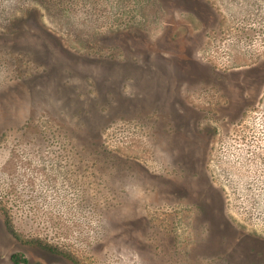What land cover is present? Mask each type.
<instances>
[{
  "label": "rangeland",
  "instance_id": "374dc122",
  "mask_svg": "<svg viewBox=\"0 0 264 264\" xmlns=\"http://www.w3.org/2000/svg\"><path fill=\"white\" fill-rule=\"evenodd\" d=\"M264 264V0H0V264Z\"/></svg>",
  "mask_w": 264,
  "mask_h": 264
},
{
  "label": "trees",
  "instance_id": "16d2710c",
  "mask_svg": "<svg viewBox=\"0 0 264 264\" xmlns=\"http://www.w3.org/2000/svg\"><path fill=\"white\" fill-rule=\"evenodd\" d=\"M11 259L15 264L26 262V258L21 253H15L11 256Z\"/></svg>",
  "mask_w": 264,
  "mask_h": 264
}]
</instances>
